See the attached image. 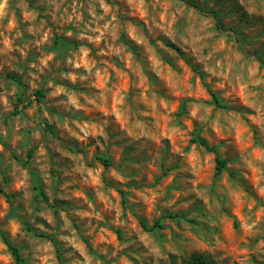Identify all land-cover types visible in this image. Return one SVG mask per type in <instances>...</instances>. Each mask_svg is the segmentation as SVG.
<instances>
[{"label":"rangeland","instance_id":"obj_1","mask_svg":"<svg viewBox=\"0 0 264 264\" xmlns=\"http://www.w3.org/2000/svg\"><path fill=\"white\" fill-rule=\"evenodd\" d=\"M260 60L264 0H0V232L25 264H264Z\"/></svg>","mask_w":264,"mask_h":264},{"label":"trees","instance_id":"obj_2","mask_svg":"<svg viewBox=\"0 0 264 264\" xmlns=\"http://www.w3.org/2000/svg\"><path fill=\"white\" fill-rule=\"evenodd\" d=\"M168 46L174 47L172 44L168 43ZM260 63L264 65V60H260ZM11 79L18 85V87L21 89V93H19L17 95V104L15 105V110L14 113H20L21 110L23 108H25L27 105H29L30 101L27 102H23L24 97L22 95V91H23V84L21 81V78L17 75H11L10 76ZM210 95L212 97L213 102L217 105L220 106V103L216 97V95L213 92H210ZM34 96L36 99H40L43 96L42 90H36L34 92ZM18 103H22L19 107H18ZM48 128H50V126H47ZM193 142L203 146L205 149L207 150H214V147L210 146L208 144V142L201 137H195L192 139ZM34 148H29L27 151V158H30V156L33 153ZM97 158L104 164V165H108V159L104 156H97ZM18 159V158H16ZM225 164H226V159L220 157L219 155L215 156V173L219 174L222 170H224L225 168ZM33 189H34V199H40L46 203H48V198L46 193L44 192L43 188L41 187V185L37 182H34L32 185ZM121 193V192H120ZM122 194V193H121ZM176 214H166L161 216L160 218L154 220L150 225H148L144 220L139 219L138 223L140 225V227L146 231H152L155 228H161L162 227V223H161V219L163 217H169V218H176ZM39 236H43L48 238L53 244H56V240L54 239V237L50 234H46V233H42L40 232L39 234H37ZM0 238L2 239V241L5 243V245L7 246L8 250L10 251L13 260H14V264H25L24 260L22 259L18 248H16L14 245H12V243L8 240L7 237H5L1 232H0ZM193 263H195L194 260H192ZM196 264V263H195Z\"/></svg>","mask_w":264,"mask_h":264}]
</instances>
